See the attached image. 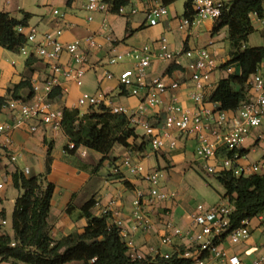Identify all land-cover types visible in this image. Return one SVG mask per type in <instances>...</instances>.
I'll use <instances>...</instances> for the list:
<instances>
[{"label":"crops","instance_id":"crops-1","mask_svg":"<svg viewBox=\"0 0 264 264\" xmlns=\"http://www.w3.org/2000/svg\"><path fill=\"white\" fill-rule=\"evenodd\" d=\"M98 1L104 2L105 0ZM151 2L152 0H143L139 6V13L132 15L130 8H127L123 14L90 12L87 9L88 0H0V12L9 14L18 21L24 19V14L29 15L25 26L36 29L39 35V44L42 43L44 35L56 36V31L62 28L64 32L58 37L61 43L67 45L76 41L80 42V49L88 58L83 86L78 87L73 81L60 77L63 97L52 102L56 108L79 109L82 113H87L96 109L79 108L80 96L84 93L90 95L103 93L107 101L129 110H137L151 91L153 80L162 78L168 83L177 82L180 86L179 89L162 95L160 103L155 108L149 109L143 114H136L132 125L135 127L138 139L133 142L135 144L133 151L122 146H115L107 156H102L97 151L89 149H82L76 153L78 161L89 167H98L97 172L80 171L68 161L65 152L68 139L62 132H52L40 126L38 132L32 134L28 129L30 122L12 131L14 152L21 153V157L16 162H12L11 153L0 146V168L5 175V189L12 185V174L16 170L23 172L28 170L27 176L43 174L49 147L51 146L53 149V165L48 181L56 186L49 217L52 238L55 240L73 233H83L87 226V220L80 217V211L91 199L95 200L92 212L98 217L101 216L103 206L113 199L118 200L122 217L127 226L131 227L133 202L139 192L146 193L148 191V184L142 177L131 175L126 168H121L126 158L143 164L149 171H158L162 175L161 186L167 191L177 193L176 199L165 203L162 209L149 210V215L154 222L153 230L150 233L137 232L134 234L136 247L140 252L149 254L150 249L158 245L159 236L162 233L160 224L163 219L162 212L170 210L176 222L187 228L189 215L199 204H202L194 202L186 187L187 181H195L194 173L205 177V180L211 177L203 171L202 161L196 156L197 139L187 134H174L173 138L177 140V146L174 149L167 148L156 152L151 146L150 138L146 136L145 130L141 126L145 122L158 129L161 128L173 98L177 99L179 106L195 109V104L190 96L193 84L191 73L187 69L189 60L182 57L180 60L182 70L174 71L173 75L169 76L166 73L172 63L154 59L148 71L146 84L143 86L135 84L132 89L120 85L119 77L123 72L133 68L135 56L145 47L148 46L157 51L159 40L162 37L167 38L170 50L174 53H182L185 50L196 48L210 50L212 56L218 60L219 68L211 76L209 93L217 87L220 80L236 71L239 72V69L233 67L226 71L220 68L228 61L229 43L226 30L213 35L215 22L212 21H206L202 27L182 29L185 0H179L169 6L168 16L160 20L156 26H151L146 15V10ZM54 10L59 11V15H54ZM255 21L253 20V23ZM256 33L258 39L255 44H252L251 36ZM252 35L249 37L248 45L264 47V27L261 24L260 28H256V32ZM90 38L95 40L97 44L95 48L89 46ZM33 48V45H29V55L24 56L0 46V99L11 100L8 91L13 86L27 81L31 83L42 81L50 75L49 64ZM118 56H121L122 59L111 65L110 60L116 59ZM60 63L65 67L74 66L73 60L68 54L61 57ZM109 75L113 77L110 79ZM133 89L138 91L137 95L132 94ZM18 97L29 101L33 97V92L29 89H22L18 92ZM15 115H17L16 112L2 109L0 120L12 123ZM159 130L161 131V129ZM248 146L250 147L247 151L249 160H260L261 145L250 141ZM254 155L259 157L253 159ZM19 162L24 166L23 169ZM37 170L38 174H36ZM5 189L0 190V194L5 193ZM223 195H221V203L225 202L222 198ZM19 197L20 195L17 199ZM97 203H100V206ZM71 204L74 209L69 214L67 209ZM204 204L211 206L208 203ZM0 218L1 222L3 219H7L5 209L0 211ZM1 222L0 235L5 233L2 231ZM256 233L260 234L258 231L255 232L245 245L235 248L236 251L242 253L244 264H251L252 257H245V253L252 250L257 244L254 240ZM0 264L12 263L0 262ZM68 264L84 263L71 262Z\"/></svg>","mask_w":264,"mask_h":264},{"label":"built area","instance_id":"built-area-1","mask_svg":"<svg viewBox=\"0 0 264 264\" xmlns=\"http://www.w3.org/2000/svg\"><path fill=\"white\" fill-rule=\"evenodd\" d=\"M127 1L128 6L121 7L118 14H123L127 8H130L132 15L139 13V6L143 0ZM234 1L236 0H192L195 15L193 19H182V29L202 27L206 21H218ZM87 9L90 12H111L109 4L98 0H88ZM53 14L59 15V11L54 10ZM168 14L169 7L164 6L160 0H152L146 10L151 26H156ZM251 17L264 27V7L260 17L255 14ZM17 31L27 39V45L20 53L28 56V46L33 45V49L49 64L50 75L42 81L32 82L31 100H9L2 107L17 114L12 123L0 120V146L11 153L12 162H16L21 157V153L14 152L11 134L15 128L30 122L28 129L32 134L38 132L40 126L56 133L62 131L63 110L54 107L49 96L56 88H60V77L82 87L88 65V58L81 51L80 42L64 45L58 40L64 32L63 28L56 31V36L44 35L40 44L36 29L19 26ZM88 44L91 48L97 46L92 38L88 40ZM64 54L72 58L73 67L61 65L60 60ZM182 57L189 60L187 69L191 73L193 84L190 96L195 109L179 106L177 99L173 98L163 125L159 128L161 131L143 122L141 126L146 136L150 138L153 150L157 152L167 148L174 149L177 140L173 135L187 134L194 136L198 141L195 153L202 161V168L206 174L213 176L220 172H230L238 178L264 176V63L252 79V99L234 111H224L219 103L206 100L211 76L219 68V62L212 56L210 50L196 48L174 53L170 50L169 42L165 37L159 40L157 51L147 46L135 56L133 68L120 75V85L131 89L135 84L143 86L146 84L148 71L154 59L180 66ZM121 59L122 57L118 56L109 63L114 65ZM112 77V75L108 76L110 79ZM179 87L174 81L168 83L162 78L153 80L151 91L137 110H129L109 102L103 93L82 94L78 100V107L98 109L105 106L111 113L123 115L133 123L137 113L143 114L155 108L160 103L162 95ZM132 94L137 95L138 91L133 89ZM256 130L258 132H255ZM250 141L261 145L260 160H249L247 151L250 148L248 146ZM68 148L73 150L75 146L69 144ZM121 168H126L131 175L142 177L148 184V191L139 192L133 202L131 227H128L124 221L116 199L101 208V216L108 218V230L113 228L120 230L133 260L148 258L152 261L157 258L169 260L174 253H177L189 264H244L242 253L235 248L245 245L257 231L261 232V236L264 235V215L246 219L235 226L234 207L229 200L211 206L199 204L189 215L187 228L176 222L170 210L162 212L163 219L160 222L162 233L159 236V243L150 249L149 254H144L137 249L134 234L150 233L154 228V222L149 210L162 209L165 203L176 199L177 193L167 191L161 186L162 175L158 171H149L143 164L135 163L131 158L124 159ZM25 174L28 175L29 171L26 170ZM4 177V172L0 168V190H4L6 186ZM97 205L100 206V203ZM1 224L4 227L7 221L3 219ZM250 256L251 264H264V246L255 244L252 250L245 253V257Z\"/></svg>","mask_w":264,"mask_h":264},{"label":"trees","instance_id":"trees-1","mask_svg":"<svg viewBox=\"0 0 264 264\" xmlns=\"http://www.w3.org/2000/svg\"><path fill=\"white\" fill-rule=\"evenodd\" d=\"M164 6H171L179 0H160ZM112 13H118L121 7H127V0H105ZM264 0H236L222 17L215 22L213 35L222 30L227 32L229 43L228 61L220 66L223 70L239 69L219 81L217 87L208 94L206 100L216 102L224 111H234L252 99V79L264 63V47H250L249 37L256 32L252 15L260 17ZM195 15L192 0H185L184 18L193 19ZM29 15L18 21L9 14L0 12V46L20 53L27 45V39L17 31L25 26ZM182 70L172 63L166 75ZM22 89L32 91L30 81L23 82L9 89L11 100L20 99ZM63 91L56 88L49 99H61ZM8 101L0 99V112ZM62 133L68 139L65 146L66 157L80 171L97 172L98 167H89L76 159V153L82 149L95 150L107 156L115 146L134 150L133 143L138 139L135 127L129 118L111 113L101 106L96 110L82 113L79 109L63 108ZM69 144L75 149L69 150ZM52 147H49L45 172L38 176H27L16 170L12 174V185L23 192L16 200L11 225L14 236L7 233L0 235V262L12 264H189L174 253L165 260L150 258L133 260L118 228L108 230V218L95 216L92 212L95 200L91 199L80 211V217L87 220L83 233H73L59 240L52 238L49 217L56 186L48 181L53 165ZM224 189V200H229L234 207L235 226L246 219L264 215V176L254 175L248 178L235 177L230 172L213 175ZM205 178V177H204ZM206 181V180H205ZM72 204L67 212L73 211ZM4 217V216H3Z\"/></svg>","mask_w":264,"mask_h":264},{"label":"rangeland","instance_id":"rangeland-1","mask_svg":"<svg viewBox=\"0 0 264 264\" xmlns=\"http://www.w3.org/2000/svg\"><path fill=\"white\" fill-rule=\"evenodd\" d=\"M254 25L257 29L260 28V23L254 22ZM258 39L257 33L251 36V43L255 44L256 40ZM259 156L254 155L253 159L258 158ZM258 160V159H256ZM20 167L23 169L24 166L22 163L19 162ZM38 170L36 174H38ZM195 181H187L186 187L188 188L190 196L194 199L196 204L198 203H208L210 205H214L216 203H221V195L224 194V189L216 179V177L209 175L211 177L205 178L200 176L197 173H194ZM23 192L15 189L12 185H9L5 189V193L0 194V211L5 209L6 216H7V225L2 227V231L7 233L10 236H14V232L11 225V214L14 208V201L17 197L22 195ZM1 222V218H0ZM261 233V232H260ZM261 237V238H260ZM254 240L258 244V246H264V235L261 236L260 234L256 233L254 235ZM252 252V251H251ZM256 254V253H254Z\"/></svg>","mask_w":264,"mask_h":264}]
</instances>
